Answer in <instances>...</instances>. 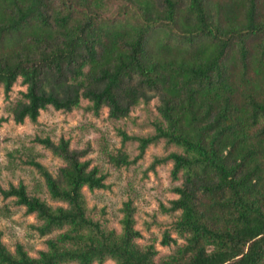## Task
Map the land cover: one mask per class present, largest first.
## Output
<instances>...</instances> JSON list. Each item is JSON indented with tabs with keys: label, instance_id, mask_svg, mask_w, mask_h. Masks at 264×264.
Listing matches in <instances>:
<instances>
[{
	"label": "trees",
	"instance_id": "16d2710c",
	"mask_svg": "<svg viewBox=\"0 0 264 264\" xmlns=\"http://www.w3.org/2000/svg\"><path fill=\"white\" fill-rule=\"evenodd\" d=\"M113 1L123 18L106 17ZM20 78L17 124L83 99L122 120L158 99L162 121L136 138L140 155L110 162L129 166L161 140L181 149L162 162L181 181L165 211L180 212L174 229L185 245L156 260L154 243H138L132 201L120 232L95 220L84 189L106 188V176L68 141L38 139L65 162L56 175L32 162L61 205L24 184L3 193L36 215L40 235L60 233L32 256L0 232V264H264V0H0V88L9 94ZM172 243L166 233L162 245Z\"/></svg>",
	"mask_w": 264,
	"mask_h": 264
},
{
	"label": "rangeland",
	"instance_id": "374dc122",
	"mask_svg": "<svg viewBox=\"0 0 264 264\" xmlns=\"http://www.w3.org/2000/svg\"><path fill=\"white\" fill-rule=\"evenodd\" d=\"M120 3L113 1L105 8L108 19H121L117 12ZM26 86L18 79L11 93L0 88V232L3 242L12 251L21 243L32 256L46 249V242L60 231L42 236L36 229L40 224L35 214H27L25 206L17 203L16 197H5L3 191L11 186L24 184L30 193L37 194L51 206L60 202L50 196L45 179L33 161L42 164L56 175L65 165L62 158L40 143L38 139H50L58 144L63 139L70 149L86 151L84 160L98 167L106 176V188L84 189L90 215L108 228L122 230L123 207L128 201L136 209V228L142 237V246L155 244L158 250L156 260H165L175 255L185 245L178 237L174 224L180 212H166L171 201L178 198L175 188L181 181L172 176L173 162L164 161L170 153L181 151L165 140L151 144L135 163L116 167L110 157L125 153L130 160L140 155L137 137H148L156 132L162 117L158 112V99L149 104L140 103L132 109L130 116L122 120L109 117V110L99 113L90 109L88 100L72 112L57 111L53 107L41 112L38 120H26L22 124L14 121L12 110L23 99ZM161 161V162H160ZM169 233L177 243L163 246L164 235ZM104 264H116L109 259Z\"/></svg>",
	"mask_w": 264,
	"mask_h": 264
}]
</instances>
